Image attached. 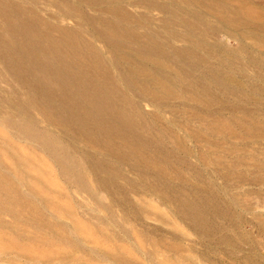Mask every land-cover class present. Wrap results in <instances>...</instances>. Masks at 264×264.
I'll use <instances>...</instances> for the list:
<instances>
[{
  "label": "rangeland",
  "instance_id": "obj_1",
  "mask_svg": "<svg viewBox=\"0 0 264 264\" xmlns=\"http://www.w3.org/2000/svg\"><path fill=\"white\" fill-rule=\"evenodd\" d=\"M185 1L0 0V96L29 98L16 114L95 193L24 140L1 146L31 209L0 213V264H264V0Z\"/></svg>",
  "mask_w": 264,
  "mask_h": 264
},
{
  "label": "bare ground",
  "instance_id": "obj_2",
  "mask_svg": "<svg viewBox=\"0 0 264 264\" xmlns=\"http://www.w3.org/2000/svg\"><path fill=\"white\" fill-rule=\"evenodd\" d=\"M154 1H157V0H154ZM160 1V0H159ZM187 1V0H186ZM185 1V2H186ZM197 1H199V0H196V2ZM206 1H208V0H206ZM206 1H205V3H206ZM211 2H212V0H210ZM229 1V0H228ZM242 1V0H241ZM247 1V0H246ZM2 2V1H1ZM142 2V1H141ZM188 3H190V1L188 0L187 1ZM195 2V1H194ZM199 2H201V1H199ZM198 2V3H199ZM216 2H218L217 0H216ZM230 2V1H229ZM234 2V1H233ZM239 2H240V0H239ZM7 3V2H6ZM158 2H153V4L154 5H156ZM183 3V2H182ZM207 3H209V2H207ZM240 3H242V6H243V3H244V0H243V2H240ZM152 4V5H153ZM187 4V3H186ZM192 4V3H191ZM218 5H219V3H217ZM225 4H226V2H225ZM2 3H0V15L2 16V15H6L7 17H6V19L9 21L10 19H12L11 18V16L10 15H8V13L6 14L5 12H3V10H2ZM5 5H7L8 6V4H5ZM13 5V4H12ZM138 5H140L141 6V4H138ZM164 5V4H163ZM167 4H165V6H166ZM207 5V4H206ZM210 5H212V6H209L210 8L212 7V8H214L215 9V5H213L212 3L210 4ZM227 5V4H226ZM235 5H236V3H235ZM241 5V4H240ZM244 5H245V3H244ZM198 6H199V4H198ZM220 6V5H219ZM218 6V7H219ZM225 6V5H224ZM229 6V5H228ZM138 7V6H137ZM200 7V6H199ZM203 7L205 8V6H204V3H203ZM208 7V9H210ZM155 8V7H154ZM179 8V7H178ZM182 8V7H181ZM191 8H192V5H191ZM206 8H207V6H206ZM219 8H221V6L219 7ZM223 8V7H222ZM221 8V9H222ZM230 8H233V10L235 11L236 9V7H232V6H230ZM158 9V8H157ZM202 9V8H201ZM208 9H207V11H208ZM214 9H213V12H215L214 11ZM224 9V8H223ZM226 9H227V7H226ZM125 10H126V8H125ZM146 10H148L147 8H146ZM162 10V9H161ZM186 10V9H185ZM217 10V9H216ZM219 10V9H218ZM225 10V9H224ZM114 11V10H113ZM112 11V12H113ZM118 11V8L116 9V11H114L115 13ZM127 11V10H126ZM164 11V10H163ZM167 11H169V10H167ZM178 11V10H177ZM184 11V10H183ZM221 10H219L218 12H220ZM225 11H227V10H225ZM228 11H229V9H228ZM227 11V12H228ZM234 11H233V13H234ZM236 11H239V7H238V10H236ZM235 11V12H236ZM119 13L121 12V10H119L118 11ZM117 12V13H118ZM174 12V11H173ZM185 12V11H184ZM117 13H116V16H117ZM122 13V12H121ZM124 13V12H123ZM179 13V12H178ZM197 13H199L198 11L196 12V14ZM206 13V12H205ZM212 13V12H211ZM210 13V14H211ZM222 13V12H221ZM224 13V12H223ZM239 13V12H238ZM124 14H126V13H124ZM124 14H118L119 16L120 15H124ZM127 14H129L128 12H127ZM201 14V13H200ZM213 14V13H212ZM229 14V13H228ZM237 14V13H236ZM133 15V14H132ZM185 15V14H184ZM184 15L182 14V16L184 17ZM198 15V14H197ZM202 15V14H201ZM214 15V14H213ZM226 15V14H225ZM239 15V14H238ZM13 16V15H12ZM125 16V15H124ZM128 16V15H127ZM186 16V15H185ZM223 17H224V14L222 15ZM228 16V15H227ZM226 16V17H227ZM230 16H233V17H235L233 14L232 15H230ZM118 17V16H117ZM129 17V16H128ZM197 17H200L199 15L197 16ZM215 17H216V15H215ZM222 17V18H223ZM125 18V17H124ZM123 18V19H124ZM130 18V17H129ZM132 18H133V16H132ZM192 19H193V17H191ZM225 18V17H224ZM224 18L222 19L223 21H225L226 19L229 21L230 19L232 20V17L230 18V19H228V18H225V20H224ZM251 19H254L253 17H250ZM121 19V18H120ZM137 19V18H136ZM186 19V18H185ZM200 19V18H199ZM219 19V18H218ZM240 19V18H239ZM244 19H246V18H244ZM248 19V18H247ZM38 20V19H37ZM126 20H128V18H126ZM138 20V19H137ZM136 20V21H137ZM165 20V19H164ZM168 20V19H167ZM188 20V21H187ZM187 22L189 23V18L187 17ZM194 20V19H193ZM196 20H198V19H196ZM195 20V21H196ZM226 20V21H227ZM242 20H243V17H242ZM204 21H206V20H204ZM235 21V20H234ZM244 21H246V20H244ZM244 21L242 22V24H244ZM198 22L199 23H201L199 20H198ZM197 22V23H198ZM233 22V21H232ZM232 22H230V23H232ZM236 22V21H235ZM239 22V21H238ZM212 23V22H211ZM247 23V22H246ZM193 24H194V22H193ZM207 25L209 24V23H206ZM234 24V23H233ZM239 24H240V22H239ZM106 25V24H105ZM202 25V24H201ZM232 25V24H231ZM231 25H229V26H231ZM237 25V24H236ZM209 26V25H208ZM211 26H212V24H211ZM228 26V27H229ZM234 26V25H233ZM9 27V26H8ZM18 27V26H17ZM202 27V26H201ZM204 27V26H203ZM4 28V27H3ZM216 28V27H215ZM23 29V28H22ZM65 30V29H64ZM63 30V31H64ZM2 32V31H1ZM6 32V31H5ZM107 32H108V30H107ZM17 33V32H16ZM64 34H66V31H65V33ZM107 34V33H106ZM4 35V34H3ZM11 35V34H10ZM62 35V34H61ZM64 37V36H63ZM112 37V36H111ZM43 38V37H42ZM65 39V38H64ZM132 41V40H131ZM135 41V40H134ZM23 42V41H22ZM77 43V42H76ZM83 43V42H82ZM57 44V43H56ZM83 45V44H82ZM5 46H6V49L7 50H9L10 52H12V53H16V55H20V51H19V49L16 47V45H14L12 42H9V41H6V43H5ZM23 46V45H22ZM34 46V45H33ZM4 47V46H3ZM44 47V46H43ZM47 47V46H46ZM77 48V47H76ZM49 49V48H48ZM78 49V48H77ZM82 49V48H81ZM66 50V49H65ZM33 51V50H32ZM50 54V53H49ZM5 55H6V53H5ZM149 55V54H148ZM8 56V55H7ZM9 57V56H8ZM22 57V56H21ZM20 57V58H21ZM64 57H65V55H64ZM15 61L17 62V60L15 59ZM1 64V63H0ZM19 65V64H18ZM97 66V65H96ZM95 66V67H96ZM9 69V68H8ZM10 70V69H9ZM13 72V71H12ZM14 73V72H13ZM51 73V72H50ZM15 74V73H14ZM43 78V77H42ZM47 78V77H46ZM27 79V78H26ZM22 81V80H21ZM34 81V80H33ZM1 82V81H0ZM31 83V82H30ZM6 84V83H5ZM7 85V84H6ZM13 85V84H12ZM15 85V84H14ZM11 86V85H10ZM50 87V86H49ZM10 88V87H9ZM9 88H7V89H9ZM24 89V88H23ZM19 91H21L20 90V88H19ZM50 91V90H49ZM23 92V91H22ZM25 92V91H24ZM54 93V92H53ZM99 94V93H98ZM21 95H22V93H21ZM59 96V95H58ZM31 98V97H30ZM62 98V97H61ZM60 98V99H61ZM54 99V98H53ZM28 101H29V98H28V100H25V101H21V100H19V99H16V98H14V99H6L5 97H3V96H0V125H2V126H5L6 128H8L11 132H12V134L13 135H9V137H5V138H3L4 140H2L1 138H0V147L1 146H3V145H5V147H7V145H12V140L14 139V138H17V139H22V140H24L25 142H27L26 144H27V146L30 148V147H32V148H35L36 150H38V151H40L41 153H43V154H45L46 156H47V158L49 159V161H51V163L53 162L56 166H57V168H58V170H59V173H60V175L65 179V180H67L68 182H70L71 184H74L75 186H77V188L79 189V190H81V191H83V192H85V194L87 193L89 196H91V197H94V195H95V193H94V191L92 190V189H90V188H88V186L86 185V183H85V181H84V178H85V175L87 174H85L84 173V169H83V167H81V164H80V162L74 157V155L71 153V151H70V149H69V147H67L66 145H64L60 140H59V138H58V136H57V134H56V132L51 128V127H49V125H48V127H42L38 122H36L34 119H32V118H29V117H27V116H23V115H17L16 114V111H18L19 110V108H21L22 106H26L27 104H28ZM30 101H31V99H30ZM50 106H51V104H49ZM34 106V105H33ZM9 108V111H6L4 108ZM47 108V107H46ZM54 108V107H53ZM96 108V107H95ZM108 109V108H107ZM111 109V108H110ZM26 110V109H25ZM28 110V109H27ZM53 111V110H52ZM98 111V110H97ZM44 112V111H43ZM47 112V111H46ZM54 112V111H53ZM82 112H84V111H82ZM28 113V112H27ZM56 113V112H55ZM98 113V112H97ZM106 113V112H105ZM47 114V113H46ZM121 114V113H120ZM43 115V114H42ZM57 115H59V114H57ZM44 117H46V120L47 119H49L48 117H50V116H45V115H43ZM52 116V115H51ZM53 117V116H52ZM58 118V117H57ZM45 120V119H44ZM50 120V119H49ZM48 120V121H49ZM82 120V119H81ZM51 121V120H50ZM127 121H128V119H127ZM45 122V121H44ZM47 122V121H46ZM51 124V123H50ZM61 124V123H60ZM109 124V123H108ZM112 124V123H111ZM58 126V125H57ZM61 127V126H60ZM67 127V126H66ZM85 127V126H84ZM79 128V127H78ZM92 128V127H91ZM134 128V127H133ZM118 130V129H117ZM120 131V130H119ZM74 132H76V131H74ZM115 133V132H114ZM124 133V132H123ZM79 135V134H78ZM83 135V134H82ZM123 135V134H122ZM81 136V135H80ZM128 136V135H127ZM3 137V136H2ZM82 137V136H81ZM83 138V137H82ZM129 138V137H128ZM128 140V139H127ZM15 142V141H14ZM13 142V143H14ZM15 144V143H14ZM20 144V143H19ZM97 144V143H96ZM110 144V143H109ZM99 146V145H98ZM19 147V146H18ZM23 147V146H22ZM8 149V148H7ZM7 149H5V150H7ZM19 149H21V148H19ZM25 149H27V148H25ZM4 150V149H3ZM9 150V149H8ZM22 150V149H21ZM115 150H116V148H115ZM26 151V150H25ZM104 151V150H103ZM0 152H2L1 150H0ZM5 152V151H4ZM20 152V151H19ZM3 153V152H2ZM22 152H20V154H21ZM4 155H5V153H3ZM8 154L10 155V157H16V155H17V153H16V151L15 150H9V152H8ZM23 154V153H22ZM32 154V153H31ZM25 155V154H24ZM30 155H28V158H29V161H30V157H29ZM17 157H18V155H17ZM26 158V157H25ZM11 159V158H10ZM18 159H20V158H18ZM12 160V159H11ZM14 160V159H13ZM13 160H12V162H13ZM22 160V159H21ZM20 160V161H21ZM5 161V160H4ZM3 161V159H1V157H0V167H3V168H5V169H7V171H9V172H7V171H1V169H0V186H2V188H0V213H5V214H10V215H12L13 217L14 216H16L18 213L19 214H21L20 213V211H22V210H24V209H31V207L27 204V203H17L18 202V200H20V198L22 197V194H21V192L19 191V189H18V186H17V184L18 183H16L15 181V178L14 179H12V177H13V174L11 173V171L13 172V170L11 169L12 167L8 164V162L6 163V162H4ZM19 161V160H18ZM23 161V160H22ZM24 163H26L25 161H23ZM14 163V162H13ZM28 163V162H27ZM19 164V163H18ZM29 164H31V163H29ZM39 164V163H38ZM14 165V164H13ZM27 165V164H26ZM32 165H33V163H32ZM40 165H41V163H40ZM22 166H24V165H22ZM38 167H39V165H37ZM11 167V168H10ZM15 167V166H14ZM20 168V167H19ZM42 168V167H41ZM36 169V168H35ZM37 169H39V168H37ZM15 170H17V169H15ZM40 170V169H39ZM21 171V170H20ZM87 172V171H86ZM16 174H17V172H16ZM59 175V174H58ZM17 176H18V174H17ZM33 176V175H32ZM61 177V178H62ZM36 178V177H35ZM20 179V178H19ZM23 179V178H22ZM32 179V178H31ZM38 179V178H37ZM24 181V180H23ZM37 182V181H36ZM41 184V183H40ZM30 189H32V188H30ZM29 189V190H30ZM38 190V189H37ZM41 190V189H40ZM31 191V190H30ZM32 191H33V189H32ZM38 192V191H37ZM36 192V193H37ZM76 192H78V190H76ZM33 193V192H32ZM34 193H35V191H34ZM86 194V195H87ZM37 195V194H36ZM87 195V196H88ZM41 196V195H40ZM44 196V195H43ZM44 197H47V196H44ZM41 198V197H40ZM43 198V197H42ZM44 199V198H43ZM46 199V198H45ZM49 199V198H48ZM56 199V198H55ZM42 201V200H41ZM48 201V200H47ZM53 201H56V200H54L53 199ZM45 202V201H44ZM46 203V202H45ZM48 203H49V201H48ZM52 203V202H51ZM51 203H49V204H51ZM45 206H46V204H45ZM50 206V205H49ZM18 207V208H17ZM100 207V206H99ZM36 208V207H35ZM32 209H33V207H32ZM39 211V210H38ZM38 211H37V213H38ZM36 212V211H35ZM71 213V212H70ZM21 215H23V214H21ZM41 215V214H40ZM17 217V216H16ZM40 217V216H39ZM41 217H43L42 215H41ZM37 218V217H36ZM25 220H27L28 222L29 221H32V219L31 220H29V219H25ZM36 220V219H35ZM17 221V220H16ZM41 221V220H40ZM40 221H39V223H40ZM42 221H44V220H42ZM48 221V220H47ZM33 222V221H32ZM36 222H38V221H36ZM35 222V223H36ZM45 222V221H44ZM34 223V222H33ZM4 224H7L6 222H4ZM15 224H17V223H15ZM28 224V223H27ZM37 224V223H36ZM48 224H50V223H48ZM11 225V223H9V226ZM31 225V224H30ZM39 225V224H38ZM41 225V224H40ZM45 228H46V226L44 225V224H42ZM46 225H47V223H46ZM56 225V224H55ZM43 226H41V227H43ZM48 226V225H47ZM51 226V225H50ZM52 226H53V224H52ZM12 227V226H11ZM55 227V226H54ZM56 227H58V225L56 226ZM10 228V227H9ZM13 228V227H12ZM50 228H53V227H50ZM59 229V228H58ZM15 230V229H14ZM47 230V229H46ZM53 231H55L54 229H52ZM51 230V231H52ZM57 230V229H56ZM62 230V229H61ZM50 231V230H49ZM52 231V232H53ZM57 232V231H56ZM63 232V231H62ZM58 234V233H57ZM60 234V233H59ZM63 234H64V232H63ZM63 234L61 233V235H59L58 237H62L61 238V240L63 241V239H64V236L66 235V234H64V236H63ZM66 237V236H65ZM67 238V237H66ZM65 238V239H66ZM53 239H57V236H56V238H53ZM53 239L51 240L52 241V243H54L53 242ZM43 240V239H42ZM41 240V241H42ZM47 240V239H46ZM49 240V239H48ZM47 240V241H48ZM40 241V240H39ZM40 241V242H41ZM44 241V240H43ZM54 241H56V240H54ZM50 242V241H49ZM51 243V242H50ZM50 243H48V244H50ZM56 243V242H55ZM21 250V249H20ZM45 257V256H44ZM47 259V258H46ZM45 260V259H44Z\"/></svg>",
  "mask_w": 264,
  "mask_h": 264
}]
</instances>
